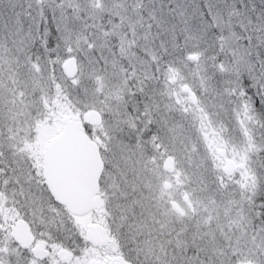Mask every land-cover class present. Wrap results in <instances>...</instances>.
I'll return each mask as SVG.
<instances>
[{
  "label": "snow or ice",
  "instance_id": "1",
  "mask_svg": "<svg viewBox=\"0 0 264 264\" xmlns=\"http://www.w3.org/2000/svg\"><path fill=\"white\" fill-rule=\"evenodd\" d=\"M0 264H264V0H0Z\"/></svg>",
  "mask_w": 264,
  "mask_h": 264
}]
</instances>
